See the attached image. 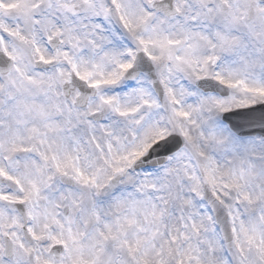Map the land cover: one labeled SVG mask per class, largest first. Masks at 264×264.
<instances>
[{"label": "snow or ice", "instance_id": "snow-or-ice-1", "mask_svg": "<svg viewBox=\"0 0 264 264\" xmlns=\"http://www.w3.org/2000/svg\"><path fill=\"white\" fill-rule=\"evenodd\" d=\"M0 264H264V0H0Z\"/></svg>", "mask_w": 264, "mask_h": 264}]
</instances>
